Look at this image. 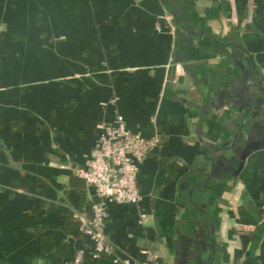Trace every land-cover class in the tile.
Masks as SVG:
<instances>
[{"label": "crops", "instance_id": "1", "mask_svg": "<svg viewBox=\"0 0 264 264\" xmlns=\"http://www.w3.org/2000/svg\"><path fill=\"white\" fill-rule=\"evenodd\" d=\"M263 93L264 0H0V264H70L84 247L75 219L94 191L75 170L117 113L162 144L140 166L141 204L110 205L114 246L264 264V114L238 176L217 166L197 187Z\"/></svg>", "mask_w": 264, "mask_h": 264}, {"label": "built area", "instance_id": "2", "mask_svg": "<svg viewBox=\"0 0 264 264\" xmlns=\"http://www.w3.org/2000/svg\"><path fill=\"white\" fill-rule=\"evenodd\" d=\"M112 100L111 105L115 104ZM98 139L85 164L75 175L94 191L91 214L78 216L84 247L78 249L70 264H87V257L95 262L107 257L114 264H169L150 246L140 250L139 262L116 248L108 235L110 205L139 206L143 196L139 190V169L148 157L154 155L162 141L158 133L151 137L131 132L121 114L112 121L98 125ZM142 223L145 214L140 215ZM260 225L264 228V196Z\"/></svg>", "mask_w": 264, "mask_h": 264}, {"label": "water", "instance_id": "3", "mask_svg": "<svg viewBox=\"0 0 264 264\" xmlns=\"http://www.w3.org/2000/svg\"><path fill=\"white\" fill-rule=\"evenodd\" d=\"M173 15H175V12H172ZM177 25L180 27L178 18H176ZM244 52H246L244 50ZM247 53V52H246ZM248 54V53H247ZM251 63L254 65V62ZM258 73V71H257ZM258 76L259 75L258 73ZM264 96V93H263ZM244 106H246L247 111L242 115L241 119V125L238 129V131L235 133L234 137L228 143L230 146H224L220 151L222 152L221 160H218L217 162L215 160L212 161V171L211 173L206 177L207 179L202 182L199 186H203L204 183H207L211 180L213 175L215 174V169L217 166H221L225 169H232L233 176H238V174L241 172V170L244 167V163L246 159L257 149H259L262 146H259V144H256L252 140V133L257 126V124L260 122L261 114H264V110L262 108V103L259 97H251L249 100H245ZM247 118H250V120H247ZM246 131L249 132V137L247 140L244 139ZM190 204L192 205V208H196V210L204 214L201 209L197 207V205L194 203V196L191 195V201ZM205 220L208 219V217L204 218ZM211 233V232H210ZM211 242L214 244L213 239H211Z\"/></svg>", "mask_w": 264, "mask_h": 264}, {"label": "trees", "instance_id": "4", "mask_svg": "<svg viewBox=\"0 0 264 264\" xmlns=\"http://www.w3.org/2000/svg\"><path fill=\"white\" fill-rule=\"evenodd\" d=\"M75 177L78 178L76 175H75ZM78 179H79V178H78ZM91 208H92V206H88V207H87V211H88L87 214H91ZM87 214H85V215H87ZM75 222H76L77 225H79V220H78V218L75 219ZM154 250L157 251L156 249H154ZM106 259H109V260H110L109 257H107Z\"/></svg>", "mask_w": 264, "mask_h": 264}, {"label": "flooded vegetation", "instance_id": "5", "mask_svg": "<svg viewBox=\"0 0 264 264\" xmlns=\"http://www.w3.org/2000/svg\"><path fill=\"white\" fill-rule=\"evenodd\" d=\"M253 96V95H252ZM194 258H197L196 256H194Z\"/></svg>", "mask_w": 264, "mask_h": 264}]
</instances>
